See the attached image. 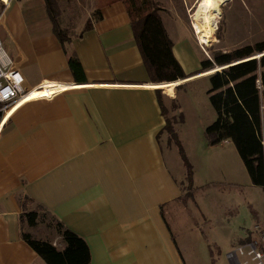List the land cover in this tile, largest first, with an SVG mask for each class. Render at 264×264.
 <instances>
[{"label":"crops","instance_id":"1","mask_svg":"<svg viewBox=\"0 0 264 264\" xmlns=\"http://www.w3.org/2000/svg\"><path fill=\"white\" fill-rule=\"evenodd\" d=\"M97 8L100 19L88 15L91 29L64 44L44 0H13L0 18V38L25 87L47 80L41 92L56 89L52 97L22 104L0 133V264H47L22 237L26 197L33 201L28 209L42 205L86 241L90 264H185L167 210L182 197L186 168L164 129L159 90L168 112L178 116L175 128L193 170L197 159L199 173L224 175L230 183L240 162L247 172L231 139L207 141L205 129L216 119L208 91L212 121L201 117L199 105L187 110L189 92L180 93L211 72L201 70L204 56L189 28L162 16L186 74L170 90L152 81L126 3L106 0ZM69 54L79 59L82 79L70 69ZM259 75L264 77V66ZM258 220L264 226V216ZM227 229L223 240H236L238 234ZM40 238L64 245L56 232ZM224 245L220 253L229 251Z\"/></svg>","mask_w":264,"mask_h":264},{"label":"trees","instance_id":"2","mask_svg":"<svg viewBox=\"0 0 264 264\" xmlns=\"http://www.w3.org/2000/svg\"><path fill=\"white\" fill-rule=\"evenodd\" d=\"M131 16L135 41L140 49L145 66L153 82L170 83L186 77V74L173 53V41L170 38L157 2L154 0H123ZM53 31L62 44L70 40L69 33L62 28L60 8L57 0H44ZM0 9L2 4L0 3ZM100 19V10L94 12ZM89 19L80 34L91 29ZM256 54H261L256 57ZM69 67L77 79L84 77V71L75 54L68 56ZM201 70L219 68L210 74L209 100L216 112V119L207 125L205 136L209 145H215L225 139H231L247 169L251 183L264 189V77L259 70L264 66V40L254 45H245L232 50H214L211 58L201 62ZM158 100L166 118L165 131L169 142L177 146L186 168V180L193 186L194 170L185 149L179 139L173 121L167 115L163 96L158 91ZM173 107L177 104L173 102ZM181 121L183 115L180 114ZM33 202L26 197L23 200L21 224L24 227H36L40 211L47 212L42 205L28 209ZM56 220V219H55ZM55 228L61 235L63 247L59 248L50 240L23 230V239L38 253L47 264H90L91 252L86 241L63 225L55 222Z\"/></svg>","mask_w":264,"mask_h":264},{"label":"rangeland","instance_id":"3","mask_svg":"<svg viewBox=\"0 0 264 264\" xmlns=\"http://www.w3.org/2000/svg\"><path fill=\"white\" fill-rule=\"evenodd\" d=\"M103 1L106 0H57L62 28L69 35L78 34L90 19L88 15L91 13L94 18L95 7ZM154 1L157 2L161 17L168 18V22L172 21L180 29L189 28L199 43L204 59L211 58L214 50L228 51L264 40V0H226L218 3L213 13L217 21L216 39L213 42L206 38L199 39L196 35L199 21L194 18L199 13L200 0ZM1 12L2 9L0 14ZM212 69H209V74L213 72ZM209 85L208 78H198L182 87L180 93L186 90L189 92L187 110L193 105H199L201 117L212 121V115L215 114L208 100ZM174 87L176 86H166L170 90H174ZM167 115L172 121L178 120V116L171 115L168 109ZM189 115L194 118L193 113ZM190 125L193 129V123ZM197 163L198 160L195 159L193 186L190 187L187 180L184 181L182 197L167 210V218L183 246L185 264H233L227 258V249L220 253V247L225 244L224 248L228 247L230 251L237 244L248 241L247 236L258 237L260 230H264L263 223L258 220L259 216H264V189L251 184L241 162L240 168L233 175L235 181L232 183L226 181L222 177L224 175L211 176L204 173V170L199 173ZM203 182L207 184L199 188ZM213 189L217 193L209 194L208 191ZM30 207L34 208L36 204ZM55 222L51 214L40 211L37 226L29 227L25 224L23 229L35 236L51 237L53 233H58ZM225 227L238 234V238L225 242ZM245 235L246 238L242 239Z\"/></svg>","mask_w":264,"mask_h":264},{"label":"built area","instance_id":"4","mask_svg":"<svg viewBox=\"0 0 264 264\" xmlns=\"http://www.w3.org/2000/svg\"><path fill=\"white\" fill-rule=\"evenodd\" d=\"M12 1L0 0L2 4L0 18ZM46 81L36 87L26 88L23 74L15 66L0 38V133L22 104L36 98L52 97L55 94L56 89L51 95L41 92ZM227 258L233 264H264V230H260L258 237H250L248 241L233 247L227 252Z\"/></svg>","mask_w":264,"mask_h":264},{"label":"bare ground","instance_id":"5","mask_svg":"<svg viewBox=\"0 0 264 264\" xmlns=\"http://www.w3.org/2000/svg\"><path fill=\"white\" fill-rule=\"evenodd\" d=\"M226 0H200L199 1V13L194 18L199 21V26L196 27V35L199 39L206 38L210 42L215 41V31L217 28V21L213 16L215 6L218 3H224ZM176 81L161 84L163 86H175Z\"/></svg>","mask_w":264,"mask_h":264},{"label":"water","instance_id":"6","mask_svg":"<svg viewBox=\"0 0 264 264\" xmlns=\"http://www.w3.org/2000/svg\"><path fill=\"white\" fill-rule=\"evenodd\" d=\"M217 68H213L212 71H215ZM210 71V70H209ZM162 83H165V82H159L158 85H161Z\"/></svg>","mask_w":264,"mask_h":264}]
</instances>
